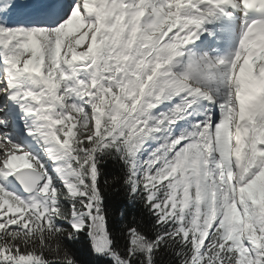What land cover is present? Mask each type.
Returning a JSON list of instances; mask_svg holds the SVG:
<instances>
[{
  "label": "snow or ice",
  "instance_id": "6c2138e0",
  "mask_svg": "<svg viewBox=\"0 0 264 264\" xmlns=\"http://www.w3.org/2000/svg\"><path fill=\"white\" fill-rule=\"evenodd\" d=\"M0 264H264V0H0Z\"/></svg>",
  "mask_w": 264,
  "mask_h": 264
}]
</instances>
